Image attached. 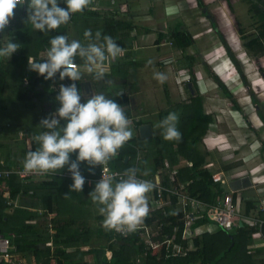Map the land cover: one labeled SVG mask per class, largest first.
Returning a JSON list of instances; mask_svg holds the SVG:
<instances>
[{
  "label": "trees",
  "instance_id": "1",
  "mask_svg": "<svg viewBox=\"0 0 264 264\" xmlns=\"http://www.w3.org/2000/svg\"><path fill=\"white\" fill-rule=\"evenodd\" d=\"M197 3L201 5L199 1ZM59 6L66 7L64 0H59ZM14 13L15 15L9 26L3 32H0V46L3 45L5 39H11L13 42L18 43L20 48L9 59L0 58V99L7 98L8 94L11 93L13 95L12 100L16 103L19 102L24 109L32 110L37 105L48 116L51 112H56L60 107L59 102L56 100L59 88L53 90L51 85L64 84L67 86L72 84L73 81L67 77L61 81L59 73L56 74V78L46 80L37 72L29 70L28 57H32L36 61L45 59L46 56L44 55L50 48V37L55 35L67 36L69 27L76 30L79 36L84 37V31L90 29L87 23V15L96 14L85 9L82 12L74 13L69 22L61 25L58 29L48 33H41L33 29L27 21V3H25V8L22 5H18ZM98 28L101 29L102 35L111 36L122 48L130 46V44L124 43L125 37L128 36V31L132 28L130 24L107 20L104 25ZM161 37L162 34L158 36L156 41L161 39ZM169 39L172 47L181 51L192 45L191 36L184 30L170 33ZM244 47L253 55H256L259 49L262 48L256 40L245 43ZM227 54L232 64L236 66L237 62L229 52ZM75 63L83 65V61L78 56L75 59ZM132 65L134 66L135 63L129 62L123 65H116V67L111 68L110 75L124 79L127 68ZM212 77L216 84L223 89L224 95L230 98L229 92L224 89L219 80L215 76ZM241 78V81L245 83L244 77L241 76ZM81 82L82 79L75 82L78 89ZM111 99H114L121 106L127 102L124 95L112 97ZM44 101L47 103V109L42 106ZM170 112L179 114L178 129L182 133L180 141L164 140L160 128H158V134L153 133L150 138L140 139L136 135L119 150L117 156L110 160L107 165L110 169L119 172H123L129 167L139 168L140 173L138 175L141 178H150L154 176L156 171L163 172L162 183L164 185H168L167 175H165L164 170L174 171L176 181L184 184V190L189 197L205 205H212L225 190L206 169L207 156L197 149V144L208 129L211 118L209 115L204 114L200 98L196 95L190 96L187 103L177 104L172 109L162 112L158 115V120H162ZM142 123L141 121L136 122L135 128ZM61 124H64L63 120H61ZM41 130L43 131L44 129ZM31 150L35 151V149ZM27 151L22 157L23 161ZM138 153L142 155L139 159L137 158ZM77 154L78 151L70 154L73 161L76 160ZM5 166L3 165V167ZM96 167L91 168L90 171V166L87 162H80L79 164L80 171L84 173L94 172ZM66 168L68 169L67 165ZM144 171H148L149 174L146 176L142 175ZM86 183L82 191L87 189ZM72 184L73 180L58 177H53L49 181L40 183H23L19 177L13 174L8 178L0 179V186L3 185L0 188V235L14 247L12 255L24 257L30 252L33 255L34 262H29V264H49L50 254L48 249L40 248L38 246V236L33 234L34 219L37 217L35 216L36 212L17 207H11V212L6 211L10 208L7 205V201H13L17 195L21 194L30 199L38 198L41 201L44 214L55 213L59 218H62V224L59 221V225L54 228L55 240L64 237L66 243L77 246L78 244L88 243L92 238H102L103 241L99 244V248L87 251L88 254L93 256L94 264H264V260L258 261L255 258L257 254L262 253L263 248L252 249L247 247L251 235L255 232L251 225L241 222L240 225L230 231H224L217 227L214 216L209 213L196 218L190 230L197 226L212 224L213 230H203L200 234L192 236L193 251H187L185 242H181V250L175 257H164L163 248L158 251L146 250L141 239L134 233H129L122 237L114 235V232L109 230H104L106 234L104 235L100 228L78 227L73 229V223L78 217L76 216L77 218H75L70 215L73 213V216H79V208L68 203V198L70 196L73 197L76 193L70 190V185ZM28 191H30L29 195H27ZM88 191L91 193V189ZM66 194L68 195L67 197L64 196ZM236 198L237 195L233 193L231 195L232 204L235 203ZM33 205L29 207L32 208ZM248 210L249 206L246 212ZM163 211V216L161 213L156 212L157 214L155 213L154 216L144 218L143 222L151 226L161 223L160 234L169 236L174 234V242H178L182 220L181 212L176 206L175 197H171L169 205L164 206ZM65 215L68 216L63 218ZM17 219L19 223H16ZM49 223L51 222L49 221ZM8 225L10 232L6 234ZM44 232L46 233L47 229ZM105 250L111 253L109 260H106L104 256ZM61 255L64 258L63 264H88L78 259H72L71 254ZM56 264L61 263L56 262Z\"/></svg>",
  "mask_w": 264,
  "mask_h": 264
},
{
  "label": "clouds",
  "instance_id": "2",
  "mask_svg": "<svg viewBox=\"0 0 264 264\" xmlns=\"http://www.w3.org/2000/svg\"><path fill=\"white\" fill-rule=\"evenodd\" d=\"M25 3L28 6L27 21L32 28L48 33L67 24L72 14L89 8L93 0H64L66 7L59 6V0H0V32L9 25L17 6ZM83 35L88 41L86 44L75 39L70 41L66 35H55L49 39L50 48L45 59L36 61L28 57L29 70L46 80L53 79L59 73L61 81L67 77L73 83L60 85L56 96L60 107L55 114L50 113L41 119L39 125L44 130L33 137L38 147L32 151L30 144L23 161V169L29 173L55 174L67 165L73 180L70 190L78 193L82 192L85 184V177L79 169L80 162H87L90 171L98 165L106 166L133 136L131 120L125 108L114 99L104 93H93L86 102H81L83 94L75 82L82 79V74L88 73L97 81L103 80L107 72L106 62L125 54V50L109 35L102 37L101 32L97 31L93 37L90 29H86ZM101 38L103 42H100ZM19 48L18 43L5 39L0 46V58L9 59ZM77 56L83 65L75 63ZM147 63L151 65L153 61L148 60ZM210 70L218 77L212 66ZM153 79L164 84L168 77L163 72L154 71ZM196 81V88L200 89ZM122 92L121 89L115 95L120 96ZM61 120L64 121L63 125ZM178 123L179 114L170 112L156 127L162 130L164 140L180 141L182 133ZM77 151L76 160L70 161V154ZM107 171L103 167V173ZM138 173L139 168L129 167L122 173L103 174L89 194L103 217L105 230L125 235L132 233L150 211L148 194L155 185L150 180L139 178ZM148 174V171L142 173L144 176Z\"/></svg>",
  "mask_w": 264,
  "mask_h": 264
},
{
  "label": "rangeland",
  "instance_id": "3",
  "mask_svg": "<svg viewBox=\"0 0 264 264\" xmlns=\"http://www.w3.org/2000/svg\"><path fill=\"white\" fill-rule=\"evenodd\" d=\"M123 1L124 0H95V7H98L101 10L114 7L121 8L122 3H124ZM197 1H199L201 5H198ZM231 1L236 2L237 4L233 3V10L230 11L226 0H189L183 4L184 8L193 5H197V7L199 6L198 10H201L205 19L200 17V15H196V18H194V22L197 25L196 27H194V23L192 24V22L185 20L186 24L189 23L188 28H186L182 25L179 17H171L166 19L164 27L162 28L165 37H169L172 32L175 33L183 30L191 36L192 47L190 50L193 55L188 54V56L192 58V64L195 63L194 68H198L199 74L202 76L200 80H203V78L206 77L212 84L208 86L205 85V87L202 86L198 89L194 83L196 79H189L195 90L191 95L185 90H183V92L180 91L177 83H175L176 85L174 84L175 87L173 85L165 86V83L162 85H147L146 88L142 90L143 92L141 93L142 95L140 94L141 96L137 94L131 97L133 102L132 117L137 118L138 120L145 119L151 121L153 125L152 130H154L153 133L158 134V128L156 127V124L159 122L158 115L164 111L172 109L177 104L187 103L190 96L196 95L200 98L204 114L209 115L211 118V123L209 124L208 129L197 144V149L206 156L209 154L207 160L211 162L207 161V163L211 164L214 169L220 168L221 164H227L225 169L236 167V170H242L243 165L240 166V163L242 162L239 160L240 158L244 160L245 157L232 154V151L239 148V146L236 145L235 141L231 140L230 134H236L239 131H243L245 134L253 133L255 135V141L253 143L258 147H261V145L262 147L264 146V142L260 141L261 145H259L256 141L258 140L257 136L264 140V56H261L259 53L253 55L244 47L246 42L245 38L248 36L245 32L249 30L251 31L250 34H253V28L245 26L243 21V8L239 4L240 2L237 0ZM180 5L182 7V4ZM183 12L185 11L183 10ZM193 13H197V11H193ZM88 21L89 22L87 23L90 26L93 37H95L97 31L101 32L98 28L99 22L96 21V17H90ZM85 27L87 28V26ZM158 27H154V29H157ZM69 28L67 36L69 40H71L72 37L77 36V33L71 27ZM158 29L161 28L159 27ZM166 40L167 44H164L163 47H161V50H168V54L158 59L159 61L168 64L172 63L170 64L172 68L164 70L166 71V75L172 77L171 73L175 71V68L177 70L185 69V72H189L188 64H186L187 62L181 61V64L178 67L176 62L179 59V53L172 47L169 38H166ZM129 41L128 45L130 44ZM227 52H229L232 58L237 62L236 66L232 64ZM144 53L148 54L147 51H144ZM41 56L44 57L46 55ZM220 57H222V61H217ZM132 61L128 60L126 63ZM214 61L217 62L213 67L214 70L220 74L218 77H216L210 70L211 66L215 63ZM132 67L133 65L129 66L127 72ZM141 71L143 72L145 70ZM142 74H138L137 77H142ZM212 76H215L219 80L225 90L226 88L230 90V98L224 95L223 89L215 83ZM241 76L244 77L245 83L241 81ZM142 96L148 102H144V104L140 105L138 102ZM12 99L13 95L11 93L8 94L7 98L0 99V121H3V118L4 122L9 121L8 130L6 132L10 134V137L14 138L10 139L9 143V138L4 137V141L2 142L3 151L7 149L10 150L16 137L20 138L17 134L18 131L22 130L24 136H32L34 133L38 134V131L40 133L42 128L39 123L42 118L47 116V113H43L37 105H35L36 107L32 110L24 109L19 102L16 103ZM82 100L85 102L86 98H82ZM136 104H138L137 107H135ZM46 105L47 103L44 101L42 103L43 108L46 107L47 109ZM21 140L22 139H20V141ZM27 141H29V138L25 139L24 142L27 143ZM33 141L34 140L30 139V144H32ZM214 142L217 144L216 146H213ZM36 145L37 144H35V146ZM236 152H240V150H236ZM253 154L255 157L252 160L257 162L255 161L257 157L256 151H253L252 155ZM230 160L233 161L229 162ZM13 167V165L8 164L7 169H12ZM2 168L3 167L0 164V169ZM61 171L63 170H60L57 173H60ZM233 173V177L241 176L239 174L240 171H234ZM221 174L224 178H227L224 176V172ZM224 181L228 182V179H224ZM0 188H2V186H0ZM222 188L227 190L226 185H223ZM11 207L12 206L9 208L10 210L13 208ZM92 211L94 213L98 212V206L96 204H93ZM240 213L241 212L237 211V215H240ZM48 219L49 217L45 216L42 220L39 218L35 220V232L40 233L39 237L41 240H47L46 235L41 233H44L43 229H45V225L49 221ZM102 221L103 217L99 223H95L97 221L90 222L92 225L89 226H94V228L96 226H102ZM241 221H245L243 216H239L238 223ZM16 223H19L18 219L16 220ZM60 224H62L61 221ZM56 225H59V220L54 221V227ZM213 228V224L198 227V231H194L193 234L197 235L203 230H212ZM9 229L10 227L8 225L6 234H9ZM104 235L106 234L104 233ZM104 256L107 257L108 254L104 253Z\"/></svg>",
  "mask_w": 264,
  "mask_h": 264
},
{
  "label": "crops",
  "instance_id": "4",
  "mask_svg": "<svg viewBox=\"0 0 264 264\" xmlns=\"http://www.w3.org/2000/svg\"><path fill=\"white\" fill-rule=\"evenodd\" d=\"M189 0H124L122 3L121 8H109V9H99L98 7H95V0H93V5H91L89 8H87V11H90L92 13H95L96 15H87V22L90 17H96V21L98 23V27L101 25H104L105 21L107 20H113L117 23H125V24H130L132 26L131 30L128 31V37H125V44H128V41L130 43V46H127L128 48H123L125 50V54L123 56L118 57L115 60H109L106 62L105 67L107 69L105 78L103 80L97 81L93 78L91 74L84 73L82 76V82L81 83H86L88 85V89L90 91V95L84 97L82 95V98H90L91 95L94 94H99V93H104L108 98L116 97L115 93L119 90H123L122 95L126 96L127 102L126 104L122 105L125 108V113L127 117L131 120V129L133 132V137H135L137 134V126L135 128V124L138 121L144 123H149L151 127H153L151 121L149 120H138L137 118H133V113H132V108H133V102L132 98L135 95H140L146 88L147 85L150 84H160L158 83L155 79H153V72L154 71H159L163 72L166 74L165 69H170L172 66L168 63L159 61L158 59L162 58V56H166L168 54V50H161V47H163L164 44H167L166 38L165 37L162 28L164 27V22H166V19L171 18V17H179L181 20V23L183 26L188 28L189 23H185L186 21L194 23V27H196V23L194 22V18H196V15H200V17L205 19V16L202 14L201 10H198L197 5H193L190 7H185L183 4ZM182 4V7L181 5ZM183 10L185 12H183ZM193 11H197V13H193ZM186 18V19H185ZM91 23V22H90ZM198 23V22H197ZM161 29H158L159 27ZM154 27H158L157 29ZM185 28V29H186ZM193 28V27H192ZM70 29V28H69ZM74 30V29H73ZM101 30V29H100ZM76 33L77 31L74 30ZM162 34L161 39L158 41L157 38L158 36ZM79 40L82 44H86L88 41L84 40V37H81L78 35L75 37H72L71 40ZM127 39V40H126ZM70 40V41H71ZM170 40V39H169ZM102 42V40L100 41ZM179 50V49H176ZM144 51H147L148 54L144 53ZM184 53V51H182ZM181 58V59H180ZM133 59V61H132ZM128 60L132 61L135 63V65L128 70L126 73V77L124 79L118 77V76H112L110 75L111 68L116 66V65H123L124 63L128 62ZM148 60H152L153 63L149 65L147 63ZM222 60V57L218 59L217 61ZM181 61L187 62V66L189 67V72H185V69L183 70H177L176 68L174 69L175 71L171 73L170 77L167 75L168 79L167 82H165L166 85H173L177 83L180 88V91L183 92L185 90L184 84L189 81V79H198L202 78L199 74L198 68H194L195 63H193V60L190 56L182 54L179 59L177 60L178 67L181 64ZM215 62V61H214ZM217 62H215L212 65V69H214V65H216ZM211 65V64H209ZM197 66V65H196ZM167 67V68H166ZM209 67V66H208ZM145 70V71H141ZM173 70V69H172ZM177 70V71H176ZM215 71V70H214ZM143 73V74H142ZM145 73V75H144ZM185 73V76H182L180 74ZM215 73L220 76V74L215 71ZM58 74V73H57ZM138 74H142V77H137ZM169 74V73H167ZM56 78V76L54 77ZM53 78V79H54ZM173 80V82H172ZM171 81V82H170ZM176 81V82H174ZM203 84L204 87L205 85H210L212 84L209 80H207L206 77L203 78ZM80 83V84H81ZM61 84H56V85H51V88L53 90H57L60 87ZM162 85V84H160ZM176 85V84H175ZM175 87V86H174ZM80 89V86H79ZM228 89V88H227ZM81 91V90H80ZM228 91H230L228 89ZM142 95V94H141ZM140 95V96H141ZM81 102L83 103V100L81 99ZM144 102H148L146 99L141 97L139 99L138 104L142 105ZM138 104L135 105V107L138 106ZM51 114H55V112H51ZM47 117V116H46ZM45 117V118H46ZM58 118V117H56ZM9 122V121H8ZM8 122L0 121V164L6 165H13L14 167H21L23 168V160H22V155L25 153L27 150H29V145H30V139L33 140V137L37 134H32L31 135H23L22 130L18 131L17 134L19 135L20 138L16 137V140L13 142V146H11L10 150H5L3 151V145L2 142L4 141L5 138H9V143L10 139H14L13 137H10V134L6 132L8 130ZM140 125V124H139ZM154 129V128H153ZM42 130H40L41 132ZM154 130H152L153 132ZM39 134V131H38ZM29 141L24 142L25 139H28ZM230 138L232 141H235L236 145L239 146V148H236L234 151H232L233 155H241L244 158H240L239 161L240 166L243 165L242 170H236V167H230L226 168L227 164H221L220 168H215L214 170L216 172V176H219V178L223 179L224 177L222 176V172H224V176L228 179V182L224 185L227 186V190L225 192H231V195L235 193L237 195L236 201L233 204L235 209L238 212H241L240 215L238 216H243L245 221L244 222L246 225H250L248 221V217L256 216L262 220H264V146L260 144V141L264 142L263 138L261 139L260 137L257 136L256 140L261 147L256 146L253 142L255 141V135L252 134H245L243 131H239L236 134H230ZM20 139H22L20 141ZM24 139V140H23ZM12 141V140H11ZM257 143V144H258ZM35 141L32 142L31 144V149H37L38 145L35 146ZM213 146H216L217 144L214 142ZM19 147V149H18ZM236 150H240V152H236ZM256 151L257 157L254 160H252L255 156L254 154L252 155V152ZM141 153H138L137 158L139 159L141 157ZM208 156L206 157V163L211 162L207 160ZM240 157V156H239ZM70 161H73L72 158L70 157ZM233 160H230L229 162H232ZM228 162V163H229ZM262 164V165H261ZM208 163L206 164V166ZM64 170H67L66 166ZM234 171H240V175L238 177H233V172ZM62 172V171H61ZM165 175H169V171H165ZM211 173V172H210ZM51 173H47L44 175H33V176H27L23 183L31 182V183H40V182H45L51 180L54 176L50 175ZM163 172H161V175L163 176ZM237 178V179H236ZM223 179V180H224ZM226 181V180H225ZM96 183L88 182L86 183V190L82 192H76L75 195L70 198H68V203L69 205H74L79 208V216L75 215L73 216V213L70 215L72 217H75L78 219L73 223L72 228H78V227H93L94 226H89L92 225L90 222L97 221L95 223H99L101 221V215L99 212H93L92 211V206L93 202L89 196L88 190L91 189V192L94 190ZM220 186L223 187V185L220 184ZM3 187V185H2ZM224 192V193H225ZM30 194V191H28L27 195ZM149 195V194H148ZM15 204L17 208L23 209V210H30L36 212L37 216L34 219V223H36V219H41L44 218L45 216L49 217V221L45 225V229H47V232L41 233L46 235L47 240H41L39 237L40 233L35 232V224L33 228V234L38 236L39 242L38 246L40 248H47L50 254L49 258V264H56V262H60L63 264L64 258L62 257L61 254H71L72 259H78L80 261L86 262L88 264H94L93 256L88 254L87 251L90 249H97L99 248V244L102 243V238H92L88 243L86 244H78L77 246L74 244H69L66 243L65 238H60L55 240L54 234H55V227H54V221L58 220L62 221V218H59L55 213H46L44 214L43 208L41 201L37 199H30L27 196L23 195H17L15 198ZM239 202V206H238ZM32 204L33 207H29ZM249 206V210L246 212L247 207ZM252 206V208H251ZM6 211H11L9 208ZM69 213V212H68ZM75 213V212H74ZM156 213V212H155ZM155 213H149L144 217L147 218L148 216H154ZM208 210L204 209L201 210L198 214H196L195 219L201 217L203 214H208ZM157 214V213H156ZM201 214V215H200ZM64 215V214H63ZM68 215H65L63 218L67 217ZM77 216V217H76ZM51 217V218H50ZM194 219V220H195ZM144 221V219H143ZM237 223V226L240 225V223ZM197 226L194 229L191 230L192 236L194 235V231H198ZM100 228L102 230V233L104 234L105 228L103 226H96L94 229ZM213 230V229H212ZM262 238H259L254 235V233L251 235L249 243L247 245L248 248L256 249V248H263L262 253L257 254L255 257L258 261L264 260V233L262 232ZM192 236H191V248L189 251L194 250V246L192 243ZM65 240V241H64ZM65 242V243H64ZM69 244V245H68ZM10 245V243H9ZM10 254L14 251V247L10 245ZM62 252V253H61ZM106 254H108L106 260H109L110 258V251L105 250ZM11 257L14 259L19 260L20 262H23L24 264H29V262H34L33 255L29 252L27 253L24 257H18L14 256L11 254Z\"/></svg>",
  "mask_w": 264,
  "mask_h": 264
},
{
  "label": "built area",
  "instance_id": "5",
  "mask_svg": "<svg viewBox=\"0 0 264 264\" xmlns=\"http://www.w3.org/2000/svg\"><path fill=\"white\" fill-rule=\"evenodd\" d=\"M23 8H25V4H21ZM73 16V14H72ZM13 19V18H12ZM10 20V22L12 21ZM10 24V23H9ZM9 26V25H8ZM7 26V27H8ZM6 27V28H7ZM191 52L190 49H188ZM179 53V57L182 55L181 50H177ZM185 76V73L180 74ZM197 85L200 87H204V84L201 80L196 81ZM3 167V166H2ZM103 167L108 169L107 172L103 173ZM97 166L94 172L91 173H84L81 174L85 177V182H92L97 183L102 179V175H109L113 173H117L119 171L112 170L106 166ZM206 169L211 172L219 182V184L224 185L226 182L216 176V172L211 164L206 166ZM122 173V172H120ZM16 175L21 179L23 182L27 176L33 175H44V173H36V172H26L21 167H13L12 169H7V167H3L0 169V179H5L10 175ZM51 176L72 180L71 174L69 173L68 169L64 170L60 173H51ZM139 178H141L138 175ZM162 175L160 171H156L154 176L150 178H141L150 180L155 185L152 192L148 195L149 201V213L159 212L161 215H164L163 208L164 206L169 205L171 197L176 198V206L178 210L181 212V220H182V227L179 235V241L174 242V234L172 235H165L160 234L161 223H158L155 226L147 225L144 222L139 225V227L132 233L137 234V236L141 239L144 248L147 250H156L158 251L160 248L164 250V257H175L181 250V242H185L186 250L189 251L191 248V230L190 227L194 222L196 214H198L201 210L208 209L209 214L214 216L216 221L217 227L224 231H230L232 228L237 226L239 216L237 215V210L235 209L234 205L232 204L231 200V192H225L221 196H219L216 201L212 205H205L200 201L189 197L188 194L184 190V184H181L176 181L174 177V171L169 172L167 177L168 185H164L162 183ZM118 179V178H117ZM229 186V184L226 183ZM8 206L16 207L15 201H7ZM248 221L250 225L254 228L255 232L254 235L262 238V232L264 231V220L252 216L248 217ZM114 235L118 236H126L125 234H121L119 232L113 231ZM10 245L7 239L0 238V263L4 264H24L17 259H14L10 255Z\"/></svg>",
  "mask_w": 264,
  "mask_h": 264
},
{
  "label": "flooded vegetation",
  "instance_id": "6",
  "mask_svg": "<svg viewBox=\"0 0 264 264\" xmlns=\"http://www.w3.org/2000/svg\"><path fill=\"white\" fill-rule=\"evenodd\" d=\"M240 2V6L243 8V21L246 27H251L253 34H250L251 31L245 32L248 34L246 36V42L249 43L253 40H256L259 42V44L262 46L261 49H259L258 53L261 56H264V0H237ZM227 6L229 7V10L232 9L233 3L237 4L236 2H233L231 0H226ZM250 34V35H249ZM192 46L186 48L184 50V55H193L192 51L189 52L188 49H191ZM195 83V82H194ZM190 81L186 82L184 84L185 91L188 92L190 95L195 92L194 86H192ZM196 86V85H195Z\"/></svg>",
  "mask_w": 264,
  "mask_h": 264
},
{
  "label": "water",
  "instance_id": "7",
  "mask_svg": "<svg viewBox=\"0 0 264 264\" xmlns=\"http://www.w3.org/2000/svg\"><path fill=\"white\" fill-rule=\"evenodd\" d=\"M80 90L84 97L90 95V91L88 89V85L86 83L80 84ZM137 134L140 139L150 138L153 135L152 127L149 123L140 124L137 126ZM3 236L0 235V238Z\"/></svg>",
  "mask_w": 264,
  "mask_h": 264
}]
</instances>
